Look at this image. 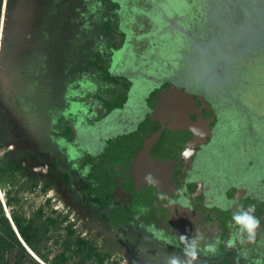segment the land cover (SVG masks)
Masks as SVG:
<instances>
[{"label":"rangeland","instance_id":"374dc122","mask_svg":"<svg viewBox=\"0 0 264 264\" xmlns=\"http://www.w3.org/2000/svg\"><path fill=\"white\" fill-rule=\"evenodd\" d=\"M146 1L153 4L152 28L138 39L145 44L138 45L141 54L136 60L143 64L154 62L153 67L146 66L148 81L156 72L168 75L173 65L181 69L184 65L191 66L174 78L182 93L177 89L179 94L174 95L172 91L175 98L188 99L186 92L200 94L201 80L209 84L213 81L204 76L203 64L209 66L208 62L226 57L227 85L236 87L232 81L243 78L237 87L243 105L233 101L230 107L233 128L237 130L238 125L243 127L254 121L257 134L252 139L243 130H237L229 142L232 152L237 153L234 164L245 165V172L251 178L264 177V127L258 128L256 122L258 114L264 115V57L252 58L245 51H231L222 42V36L213 39L207 36V43L200 44V40L194 41L193 30L186 22L168 24L177 15L187 16L188 8L192 7L189 0ZM128 2L132 3L130 0H0V168L4 164L12 168L0 180V218L5 215L9 219L29 254L18 258V246L7 238L9 260L20 259V264H99L77 254L76 242L82 237L96 243L102 251L112 252L105 264H170L172 258L188 264L186 251L165 243L153 230L133 228L122 208L107 205L99 185L73 183L53 167L52 160L38 151L35 130L30 127L32 119L26 116L36 99L62 115L82 114L88 105L100 109L98 100H105L106 108L122 100L128 81L110 75L109 71L110 64L117 62L119 70H123L131 58L129 51L137 52L134 42L124 45L129 36L122 17L125 6L130 5ZM141 2L136 0L132 4ZM236 2L246 10L250 2L264 6V0L213 1L219 8V16L223 14L230 20L233 38L252 35L253 40L262 39L264 25L261 31L254 20L236 22L241 17L235 9ZM204 28L196 27L199 32ZM235 40L234 45L238 46ZM108 49L122 50L111 58L113 51ZM211 72L218 81V74ZM21 97H25L24 106ZM19 116L26 122L24 141ZM111 140L106 139L107 144ZM108 151L115 153L113 149ZM16 219L33 236L32 244L21 236ZM192 264L241 263L227 258L226 254L211 257L197 253ZM248 264H264V260L254 258Z\"/></svg>","mask_w":264,"mask_h":264},{"label":"flooded vegetation","instance_id":"af4514ba","mask_svg":"<svg viewBox=\"0 0 264 264\" xmlns=\"http://www.w3.org/2000/svg\"><path fill=\"white\" fill-rule=\"evenodd\" d=\"M141 1L136 6L130 2L128 7L125 6L122 21L129 37L124 45L134 42L137 47L145 44L138 39L152 28L153 4ZM208 1L204 4L189 0L192 7L188 8L187 16L180 18L177 15L168 24L186 22L193 30L194 41L200 40V44L202 41L207 43V36L210 39L222 36V42L229 50L245 51L252 58L256 55L259 59L264 57V32L257 44L251 41L248 45H241L245 41L243 35L233 38L230 20L223 14L219 16V8L213 4L216 0ZM236 4L235 9L241 14L236 22L254 20L263 31L264 6L250 2L245 10L239 6L241 3ZM198 25L205 28L199 32ZM234 40L238 46L234 45ZM139 48L135 53L129 51L131 58L125 64L124 58L120 59L125 67L123 70L116 65L119 62L110 64V74L128 81L122 100L110 108L105 107L102 99L98 100L100 109L88 105L82 114L62 115L56 108L46 103L43 105L40 99L32 101L34 106L26 116L32 119L30 127L35 130L38 151L42 156H48L53 167L61 170L71 182L103 188L105 203L122 208L126 221L133 228L145 232L153 230L165 243L180 251H186L193 238L198 237L199 254L211 257L226 254L227 258L241 264L251 263L254 258L264 260V177L251 178L245 172V165L234 164L237 153L229 146L239 130L252 139L257 137L254 121L247 126L238 125V131L232 124V102L243 105L237 95V87L243 83V78L237 77L232 81L237 86L231 84L229 87L223 65L227 58L220 57L215 63L213 60L208 62L209 66L203 64L204 76L213 81L209 84L201 80L199 95L186 92L188 99L175 98L172 91L174 95L179 94L182 88L174 78L186 73L191 66L184 65L185 68L181 69L179 65H173L168 75L156 72L154 76L150 75L152 80L149 82L148 67H153L154 62H137L141 54ZM121 50H112L111 58ZM212 70L218 74V81L210 73ZM149 94L154 95L149 98L151 101L146 100L138 106L146 111L135 114L131 122L122 121L121 129L112 135L111 143L107 144L109 141L103 139L99 142V155L94 154L91 139L94 130L107 123L108 116L127 101ZM21 98L24 106L25 97ZM183 111L186 114H182ZM23 118L19 116L18 119L24 135L22 141L26 130ZM256 122L262 129L264 115L258 114ZM108 149L115 150V153ZM248 164L251 166L252 162ZM148 174L152 175L154 182L145 180ZM110 183L115 191L114 197L109 190ZM249 208L254 209L252 214L260 220L252 237L246 233L241 235L232 220L234 213ZM181 236L187 239L182 240ZM208 245H214L216 251L208 252Z\"/></svg>","mask_w":264,"mask_h":264},{"label":"trees","instance_id":"16d2710c","mask_svg":"<svg viewBox=\"0 0 264 264\" xmlns=\"http://www.w3.org/2000/svg\"><path fill=\"white\" fill-rule=\"evenodd\" d=\"M57 6V5H56ZM57 8V7H56ZM116 10V9H115ZM253 36L245 37L243 38L245 41L241 43V45H248L249 42L258 43V41L253 40ZM260 41V40H259ZM263 42V41H261ZM113 49V48H112ZM110 50V52L112 51ZM109 52V53H110ZM111 55V53H110ZM110 74V72H109ZM112 75V74H110ZM113 76V75H112ZM4 167L0 168V180L3 178V173L7 172L8 169L11 168V165L9 167L8 164H4ZM12 169V168H11ZM14 170V169H13ZM2 210V209H1ZM16 224L19 229V232L21 236L27 241V243L30 245L32 244L33 236L29 235V231L27 229H24L21 225L20 220L16 219ZM56 221L52 220V223L55 224ZM0 223L2 224V228L0 230V264H20L19 260L21 257L28 256L27 249L22 245L20 242L16 232L14 231L9 219L5 217V215H2L0 218ZM71 234H74L72 230H70ZM7 238L11 239L15 245L18 246V258H20L18 261H12L7 259ZM77 246V254H84V258L86 260H95L99 264H105L107 260H109L112 256V252L105 250L102 251L101 248L96 244L91 242L90 240H86L85 238L79 237L76 242ZM62 260H65L64 256H62ZM35 262V261H34ZM37 264V262H35Z\"/></svg>","mask_w":264,"mask_h":264},{"label":"water","instance_id":"95a60500","mask_svg":"<svg viewBox=\"0 0 264 264\" xmlns=\"http://www.w3.org/2000/svg\"><path fill=\"white\" fill-rule=\"evenodd\" d=\"M226 63L227 61H225V63L223 62V65ZM153 96L154 95L149 94L148 96L143 95L138 98L131 99L127 101L120 109H118L115 112H112L107 118L108 122L101 125L99 128H96V130L91 135V139L94 141L93 142L94 152L97 155H99V150H100L99 142H101L103 139H105V141L106 139H111L113 137L112 135L115 134L119 129H121L120 126L122 121L131 122L134 120L135 114L138 115V113L145 112L146 111L145 108H143L142 106L141 107L138 106H140V104L145 102L146 100L151 101L149 98H152ZM175 112L178 113L179 111H175ZM183 113L186 114L184 111L182 112V114ZM108 185H109V190L114 197L115 191L111 186V183Z\"/></svg>","mask_w":264,"mask_h":264},{"label":"clouds","instance_id":"9594fccd","mask_svg":"<svg viewBox=\"0 0 264 264\" xmlns=\"http://www.w3.org/2000/svg\"><path fill=\"white\" fill-rule=\"evenodd\" d=\"M145 180L149 183L154 182V178L151 174H148L145 177ZM253 211V208H249L247 210L237 211L233 214L232 220L241 235L246 233L249 237H252L255 230L259 227L260 220L252 214ZM181 239L185 240L187 238L185 236H181ZM197 239L198 237H194L186 249V255L190 258L188 264H192L193 261L197 260ZM207 251L215 252L216 248L214 245H208ZM170 264H181V262L177 258H172Z\"/></svg>","mask_w":264,"mask_h":264}]
</instances>
